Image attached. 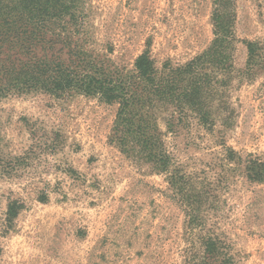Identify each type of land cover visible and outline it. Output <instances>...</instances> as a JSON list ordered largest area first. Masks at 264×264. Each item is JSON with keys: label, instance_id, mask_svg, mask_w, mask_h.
Returning <instances> with one entry per match:
<instances>
[{"label": "rangeland", "instance_id": "374dc122", "mask_svg": "<svg viewBox=\"0 0 264 264\" xmlns=\"http://www.w3.org/2000/svg\"><path fill=\"white\" fill-rule=\"evenodd\" d=\"M216 1L77 0L76 40L128 71L145 51L159 71L182 66L212 46ZM25 2L0 0L2 19L19 20ZM225 6L233 68L212 126L192 113L175 132L158 123L180 189L113 142L118 104L0 101V264H192L208 237L235 264H264V180L250 172L264 164V67L251 70L246 46L264 47V0ZM12 202L23 209L5 230Z\"/></svg>", "mask_w": 264, "mask_h": 264}, {"label": "trees", "instance_id": "16d2710c", "mask_svg": "<svg viewBox=\"0 0 264 264\" xmlns=\"http://www.w3.org/2000/svg\"><path fill=\"white\" fill-rule=\"evenodd\" d=\"M22 1L26 2L19 20H3L0 15V101L30 94L55 98L78 94L118 104L113 142L124 154L166 174L171 187L180 189L183 178L158 123L164 121L168 132H175L192 113L212 126L213 100L225 93L220 90L233 68L230 51L235 37L225 0L216 1L212 46L185 65L165 64L161 71L149 51L130 71L86 52L76 40L77 0ZM246 46L251 70L263 68L264 47L255 42ZM257 164L250 169L252 178L263 181L264 164ZM22 209L18 202L9 205L5 230L13 227ZM191 259L192 264H235L228 245L214 237L205 240L202 255Z\"/></svg>", "mask_w": 264, "mask_h": 264}]
</instances>
